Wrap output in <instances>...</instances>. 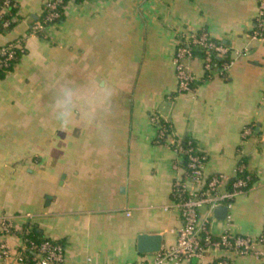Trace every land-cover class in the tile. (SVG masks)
Wrapping results in <instances>:
<instances>
[{"label":"crops","instance_id":"1","mask_svg":"<svg viewBox=\"0 0 264 264\" xmlns=\"http://www.w3.org/2000/svg\"><path fill=\"white\" fill-rule=\"evenodd\" d=\"M44 2L16 0L17 22L0 32V46L21 40L25 49L0 79V222L61 244L63 264L150 261L156 252L140 253L138 237H158L160 250L168 249L182 225L171 189L174 180H185L183 159L170 142L186 139L205 156L206 177L232 176L242 164L250 178L224 220L207 206L200 218L210 217L215 236L258 237L264 229V45L251 37L256 1H68L61 21L33 34ZM6 13L0 7V20ZM202 31L229 48L230 69L207 78L203 53L195 49L189 65L196 82L179 94L173 55L183 34ZM60 85L111 97L93 124L75 110L60 126L51 110ZM152 117L166 125L165 143H158ZM245 128L252 132L242 140ZM1 239L22 252L21 235ZM224 256L232 264H264ZM24 257L21 264H36L32 255Z\"/></svg>","mask_w":264,"mask_h":264},{"label":"built area","instance_id":"2","mask_svg":"<svg viewBox=\"0 0 264 264\" xmlns=\"http://www.w3.org/2000/svg\"><path fill=\"white\" fill-rule=\"evenodd\" d=\"M69 1L79 3L88 0ZM255 1L257 10L251 37L264 45V0ZM64 5V0H45L43 21L34 23L30 28L31 32L39 34L46 27L58 23L61 20ZM0 7L7 12L0 20L1 28L6 31L17 22L15 13L11 12L16 9V0H1ZM195 49L203 53L202 68L207 78L211 77L215 69L220 75L226 74L230 69V50L227 46L212 39L205 31L183 34L171 61L179 94L190 93L196 82L189 65ZM24 53L25 49L21 40L0 46V72H7ZM217 61H220L218 67L215 64ZM151 121L158 128V143H165L168 132L166 125L155 117H152ZM251 132V129L245 128L241 134L242 140ZM170 145L186 161L184 175L189 184L185 180L176 179L171 189V197L179 211L182 225L176 232V242L172 247L159 250L150 261L145 260L134 264H178L191 259H202L207 254L219 255L211 264H232L225 258V254L264 261V229L256 238L229 232L215 236L209 229L210 217L200 218L198 215L199 209L204 206H207L211 213L218 207L231 209L235 198L244 194L249 187L250 178L244 175L243 165L238 164L232 176L215 174L206 177L204 155L193 146L183 148L180 143L174 142H170ZM14 233L21 235L22 252L20 253H14L1 239L2 236ZM28 234L29 230L18 228L9 220L2 219L0 262L13 259L15 263L21 264L25 261V254L30 252L36 264H63L64 248L61 244L49 239H42L38 243L29 241L25 238Z\"/></svg>","mask_w":264,"mask_h":264},{"label":"clouds","instance_id":"3","mask_svg":"<svg viewBox=\"0 0 264 264\" xmlns=\"http://www.w3.org/2000/svg\"><path fill=\"white\" fill-rule=\"evenodd\" d=\"M110 97L111 93L107 92L99 96L90 90L60 85L51 104L52 118L60 126H67L72 121L75 110H79L82 118L91 125L96 121L98 114L106 110Z\"/></svg>","mask_w":264,"mask_h":264},{"label":"water","instance_id":"4","mask_svg":"<svg viewBox=\"0 0 264 264\" xmlns=\"http://www.w3.org/2000/svg\"><path fill=\"white\" fill-rule=\"evenodd\" d=\"M227 209L225 207L215 208L213 213L216 219L224 220L227 216ZM160 250V243L158 237L139 236L138 237V251L144 253H154Z\"/></svg>","mask_w":264,"mask_h":264},{"label":"trees","instance_id":"5","mask_svg":"<svg viewBox=\"0 0 264 264\" xmlns=\"http://www.w3.org/2000/svg\"><path fill=\"white\" fill-rule=\"evenodd\" d=\"M69 0H64V4H66V2H68ZM63 11V10H62ZM11 12H14V10H12ZM43 17H44V13H42V15H41V17L37 20V21H35L34 23H39V22H42L43 21ZM62 18V17H61ZM61 21V20H60ZM33 23V24H34ZM13 26H11V28H12ZM11 28H9V30H11ZM3 31V29L1 28V26H0V32H2ZM40 35V34H39ZM18 62V61H17ZM16 62V63H17ZM216 67H218L219 66V64H220V61H217L216 63ZM13 68V67H12ZM12 68H10L7 72H0V79L1 78H3L7 73H9L11 70H12ZM181 146L183 147V148H188V147H190V146H192V143H188L187 142V140L185 139L182 143H181ZM183 160H182V166L183 167H185V165H186V161H185V158H182ZM244 175H246V172H244ZM25 238H27L29 241H33V242H36V243H38V242H40L41 240H39V239H37V238H35V234H33V232H29V234L25 237ZM29 256H31V254H30V252L29 253H27Z\"/></svg>","mask_w":264,"mask_h":264}]
</instances>
